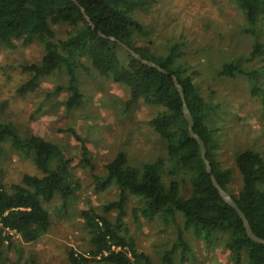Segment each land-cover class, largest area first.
<instances>
[{
	"label": "trees",
	"instance_id": "obj_1",
	"mask_svg": "<svg viewBox=\"0 0 264 264\" xmlns=\"http://www.w3.org/2000/svg\"><path fill=\"white\" fill-rule=\"evenodd\" d=\"M230 3L242 15L244 33L252 39V45L247 54L227 59L219 57L215 76L241 77L249 95L264 107V66L253 65L264 62L261 41L264 0H230ZM154 4L155 0H0V44L11 46L16 40L26 44L39 42L44 51L38 64L24 68L30 79L19 93L33 92L41 78L64 71L69 93L65 105L70 110L82 104L78 71L92 69L127 88V105L141 100L160 108L151 125L165 144L166 158L132 166L125 153L120 152L106 165L104 177L92 176L96 188L115 184L119 194L100 214L93 209L80 212L89 247L84 254L69 251L68 263L153 264L146 254L137 251L126 234L123 218L129 194L141 201V206L134 211L136 217L149 221L158 218L174 228L175 240L160 264H176V254L177 264L189 260L191 248L185 240L189 232L208 245L222 239L233 264H264V245L247 237L237 213L222 200L211 182L199 146L189 135L183 102L173 78L182 89L184 105L193 120V133L204 143L212 175L234 200L252 233L262 240L264 158L251 149L235 155L240 185L231 192L233 174L216 160L217 128L213 127L212 118L220 104H213L202 94L200 72L185 61L181 51L183 42L169 44L159 55L150 49V41L144 38L152 30L138 16ZM57 26L69 27L65 39L56 38L54 27ZM122 45L167 74L137 61ZM3 110L4 106L0 105V155L7 147L31 157L40 175H25L20 184L10 187L0 184V264L7 263L3 249L6 244L12 247L13 236L33 243L46 234L50 214L45 204L56 197L66 202L75 197L77 189L72 160L62 149L32 133H19L12 123L1 119ZM84 163L89 165L85 159ZM186 187L188 196L183 197L181 191ZM109 213H116L113 221L107 219Z\"/></svg>",
	"mask_w": 264,
	"mask_h": 264
},
{
	"label": "rangeland",
	"instance_id": "obj_2",
	"mask_svg": "<svg viewBox=\"0 0 264 264\" xmlns=\"http://www.w3.org/2000/svg\"><path fill=\"white\" fill-rule=\"evenodd\" d=\"M138 20L151 28L152 33L144 39L150 41V49L157 55L169 44L183 42L185 61L200 72L202 94L213 104H220L212 118L213 127L217 128L216 160L223 169L231 170L230 191L235 192L240 185L235 155L251 149L264 158V107L249 95L241 77L215 76L219 57L235 58L250 51L252 39L244 33L242 15L230 0H155ZM69 31L66 26L54 27L57 39H65ZM261 41L264 43V35ZM43 53L39 42L26 44L16 40L11 46L0 44V105L4 106L1 119L12 123L21 134L32 133L61 148L72 160L77 189L75 197L66 202L56 197L45 204L50 225L37 241L26 243L17 235L12 237V247L6 244L3 249L6 264H69V251L84 254L89 247L80 212L93 209L100 214L119 194L115 184L96 188L92 176L104 177L106 165L120 152L125 153L132 166L166 158L165 144L151 125L160 108L141 100L127 105V88L92 69L78 71L82 104L70 110L65 105L69 93L64 71L41 78L33 92L19 93L30 79L24 68L38 64ZM253 65L259 68L264 62ZM25 175L40 173L31 157L6 147L0 155V184L6 187L20 184ZM188 191V187L183 189L182 196L187 197ZM127 196L123 218L126 234L137 251L146 254L153 264H160L175 240L174 228L158 218L149 221L136 217L134 211L141 201ZM115 216L116 213L106 215L110 221ZM185 240L191 248V257L184 264H233L222 239L208 245L189 232Z\"/></svg>",
	"mask_w": 264,
	"mask_h": 264
},
{
	"label": "water",
	"instance_id": "obj_3",
	"mask_svg": "<svg viewBox=\"0 0 264 264\" xmlns=\"http://www.w3.org/2000/svg\"><path fill=\"white\" fill-rule=\"evenodd\" d=\"M122 47L128 53H130L137 61L141 62L142 64H144V65H146L148 67L154 68V69H156L157 71H159V72H161L163 74H167L166 71L162 70L159 66L155 65L154 63L149 62V61H143L142 59H140L134 52H132L126 46L122 45ZM173 83H174V86L177 89L178 94H179V96H180V98H181V100L183 102V114H184V117H185V119L187 121V124H188L189 135L197 142V144L199 146V150H200V153H201L202 160L205 163L206 171L210 175V179H211V182H212L214 188L218 191V193H219L220 197L222 198V200L237 213L238 217L240 218V220L243 223V226H244V229H245L247 237L251 241H253L255 243L264 245V240L259 239L258 237H256L252 233L251 228H250V226L248 224V221L246 220V218L244 217V215L242 214L240 209L237 207V205L234 202V200L225 191H223V189L217 184L214 176L212 175L210 165H209L208 161L206 160V150H205V147H204V143L202 142V140L197 135H195L193 133V120H192V117H191L189 111L187 110V108L184 105L182 89L179 86V84H178V82H177V80L175 78H173Z\"/></svg>",
	"mask_w": 264,
	"mask_h": 264
}]
</instances>
